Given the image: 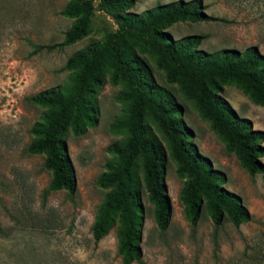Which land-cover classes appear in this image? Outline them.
<instances>
[{
    "label": "rangeland",
    "instance_id": "1",
    "mask_svg": "<svg viewBox=\"0 0 264 264\" xmlns=\"http://www.w3.org/2000/svg\"><path fill=\"white\" fill-rule=\"evenodd\" d=\"M68 1L0 0V264H120L115 226L98 242L90 234L97 206L108 192L95 184L111 158L106 148L124 139L110 131L122 106L115 100L121 86L109 83V71L100 73L99 84L87 96L93 105V124L80 136L72 135L69 128L62 136L75 179L71 193L45 194L50 172L42 166L43 156L25 151L29 129L44 111L28 98L64 84L69 77L63 70L66 60L117 29L112 15L98 10V0H91L89 31L82 39L60 50L35 51L36 46L63 39L72 20L59 12ZM173 1L177 0H134L129 11L141 13ZM202 5L206 14L227 23L182 22L165 31L175 40L203 36L197 49L206 53L254 47L264 57V0H202ZM134 50L154 83L179 107L177 119L188 130L187 142L223 175L222 187L240 198L250 219L237 228L225 219L214 228L201 207L191 226L179 201L184 180L175 176V164L165 152L162 172L169 222L163 233L156 229L152 207L141 189V258L131 264H264V174L247 175L200 118L182 83H167L165 70L154 57ZM218 95L261 132L264 147V107L253 105L233 85H223ZM260 161L264 165V156Z\"/></svg>",
    "mask_w": 264,
    "mask_h": 264
},
{
    "label": "trees",
    "instance_id": "2",
    "mask_svg": "<svg viewBox=\"0 0 264 264\" xmlns=\"http://www.w3.org/2000/svg\"><path fill=\"white\" fill-rule=\"evenodd\" d=\"M133 3L98 0L96 7L112 15L117 29L66 60L63 70L69 77L64 84L28 98L44 111L29 129L31 139L25 150L43 156L42 166L50 172L45 194L71 193L75 179L62 136L67 128L80 136L93 124V105L87 96L99 84L100 73L109 71V83L121 86L115 100L122 106L110 131L123 134L124 139L106 148L111 158L95 184L108 192L97 206L90 234L98 242L115 226L120 264L140 262L141 189L152 207L156 229L163 233L167 228L169 203L162 172L165 152L175 164V176L184 180L179 201L191 226L201 207L214 228L225 219L234 228L250 219L240 198L222 187L223 175L187 142L188 130L177 119L179 107L154 83L134 47L154 57L157 66L165 70L167 83H182L200 118L247 175L264 174L261 132L253 130L250 122L238 117L218 95L223 85H233L253 105L264 107V57L254 47L206 53L197 49L204 39L199 35L173 39L165 30L175 23H227L206 14L202 0H177L141 13L129 11ZM93 9L91 0L68 1L59 12L72 20L63 39L58 44L36 46L35 51L60 50L82 39L89 31Z\"/></svg>",
    "mask_w": 264,
    "mask_h": 264
}]
</instances>
